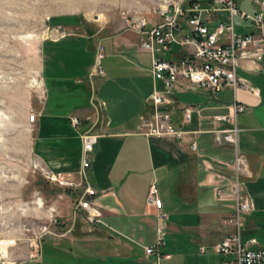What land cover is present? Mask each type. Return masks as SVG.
<instances>
[{"label":"crops","instance_id":"1","mask_svg":"<svg viewBox=\"0 0 264 264\" xmlns=\"http://www.w3.org/2000/svg\"><path fill=\"white\" fill-rule=\"evenodd\" d=\"M237 2L246 11L257 9L252 0ZM141 16L149 24L158 20L153 12L136 17ZM124 18L118 27L68 29L40 43L43 94L31 122L33 154L44 169L75 172L81 142L69 116L84 120L94 97L105 133L94 146L87 176L96 191L93 201L108 225H92L80 216V233L54 236L46 248L42 242L40 263L156 264L155 255H146L143 246L155 243L158 226L165 231L160 247L166 255L161 259L164 264H222L230 259L212 248L230 229L222 219L235 206L232 200H218L213 191L217 175H232L234 158L233 146L217 138L229 122L214 117L231 113L234 103L246 106L235 113V123L240 129L238 149L247 158L240 178L254 206L244 216L242 240L255 238L251 246L264 247V62L256 71L236 70L253 90L225 87L212 92L190 88L187 82L177 86L169 105L171 121L189 131L186 140L148 138L136 131L138 116L151 113L150 95L155 87L161 88V82L150 73L151 55L140 48V34L128 25L134 18ZM98 43L104 47V74L89 77ZM183 106L192 110L187 123L182 122ZM87 126L84 120L82 127ZM193 139L195 151L189 148ZM151 182L157 186L163 218H157L155 207L146 202ZM68 193H75V200L76 192ZM22 249L25 253L26 248Z\"/></svg>","mask_w":264,"mask_h":264},{"label":"built area","instance_id":"2","mask_svg":"<svg viewBox=\"0 0 264 264\" xmlns=\"http://www.w3.org/2000/svg\"><path fill=\"white\" fill-rule=\"evenodd\" d=\"M151 12L158 20L149 24L146 16L136 17L128 25L140 36V48L151 55L150 73L155 81L161 82V88L155 87L150 95L151 113L140 114L137 133L145 137H171L179 141L186 140L189 131L174 125L171 121V95L177 86L187 82L188 87L218 91L225 87L233 91L239 88L253 90L248 81L239 77L237 68L256 71L264 62V0H252L257 6L255 11L241 9L237 0H157ZM238 18L237 31L235 19ZM104 47L98 43L89 77L103 75L101 60ZM91 113L84 119L88 126L83 128L84 120L76 115L69 116L71 125L78 133L81 142L79 167L75 172L64 173L43 169L48 182L74 190L72 212L92 225L108 227L101 209L94 203L95 189L90 185L87 169L92 160V152L98 138L105 133V122L101 116L100 104L94 97L90 99ZM246 109L242 103H234L228 115L215 116L217 121H228L229 126L221 129L218 139L233 146L232 175L228 178L217 175L213 191L218 200H232L234 211L222 219L229 227L227 233L212 245L215 252L230 256L222 264H264V247H252L255 238L242 240L244 216L254 206L244 187L240 175L245 173L247 158L239 151L237 141L239 127L235 123V113ZM191 108L182 107V122L191 118ZM36 112L30 113L28 121L33 122ZM194 133V132H191ZM192 151L197 149L196 140L189 143ZM146 202L156 209V217L163 218L162 201L157 194L155 182L148 187ZM59 220L51 217L48 222L28 226L17 234L0 237V264H21L25 260L40 263L42 260V242L46 235L63 237L72 230V225L63 231H56ZM165 231L158 226L156 241L143 246L146 255H155L156 264H164L166 257L160 251L164 245ZM23 247L26 248L23 253ZM204 248H201L203 251Z\"/></svg>","mask_w":264,"mask_h":264},{"label":"rangeland","instance_id":"3","mask_svg":"<svg viewBox=\"0 0 264 264\" xmlns=\"http://www.w3.org/2000/svg\"><path fill=\"white\" fill-rule=\"evenodd\" d=\"M156 2L0 0V237L20 230L24 234V228L48 222L51 217L59 220L58 232L72 225L66 237L81 230L82 218L72 222L75 193L70 196L69 189L48 182L32 151L34 125L28 116L35 112L43 94L41 41L68 29L98 30L106 24L118 27L125 22L124 17L151 12ZM235 23L240 32L238 18ZM55 237L46 235L44 248ZM21 264L37 263L25 260Z\"/></svg>","mask_w":264,"mask_h":264},{"label":"bare ground","instance_id":"4","mask_svg":"<svg viewBox=\"0 0 264 264\" xmlns=\"http://www.w3.org/2000/svg\"><path fill=\"white\" fill-rule=\"evenodd\" d=\"M36 204L40 205V204H41V202L38 200V201L36 202Z\"/></svg>","mask_w":264,"mask_h":264}]
</instances>
